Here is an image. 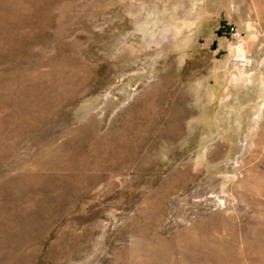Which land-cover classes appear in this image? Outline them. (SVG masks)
I'll list each match as a JSON object with an SVG mask.
<instances>
[{"label": "rangeland", "instance_id": "rangeland-1", "mask_svg": "<svg viewBox=\"0 0 264 264\" xmlns=\"http://www.w3.org/2000/svg\"><path fill=\"white\" fill-rule=\"evenodd\" d=\"M258 1L0 0V264H264Z\"/></svg>", "mask_w": 264, "mask_h": 264}, {"label": "bare ground", "instance_id": "bare-ground-1", "mask_svg": "<svg viewBox=\"0 0 264 264\" xmlns=\"http://www.w3.org/2000/svg\"><path fill=\"white\" fill-rule=\"evenodd\" d=\"M260 1H261V2L258 1V5L261 6L260 3H262V5H264V0H260ZM262 8L264 9V6L261 7V9H260V14H261V12H262ZM262 13H264V12H262Z\"/></svg>", "mask_w": 264, "mask_h": 264}, {"label": "built area", "instance_id": "built-area-1", "mask_svg": "<svg viewBox=\"0 0 264 264\" xmlns=\"http://www.w3.org/2000/svg\"><path fill=\"white\" fill-rule=\"evenodd\" d=\"M229 31H233V34L235 35V32H234V26H231V28H230Z\"/></svg>", "mask_w": 264, "mask_h": 264}]
</instances>
